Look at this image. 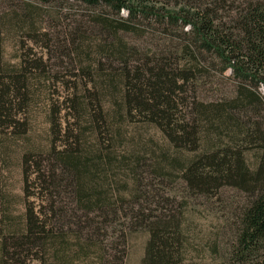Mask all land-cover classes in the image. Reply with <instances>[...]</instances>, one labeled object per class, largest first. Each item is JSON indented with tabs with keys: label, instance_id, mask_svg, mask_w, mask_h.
Segmentation results:
<instances>
[{
	"label": "rangeland",
	"instance_id": "374dc122",
	"mask_svg": "<svg viewBox=\"0 0 264 264\" xmlns=\"http://www.w3.org/2000/svg\"><path fill=\"white\" fill-rule=\"evenodd\" d=\"M146 3L160 16L177 8L173 0H146ZM103 10L104 7L67 1L45 4L42 0H0V19L4 25L8 24L3 42L5 69L22 70L27 58L38 60L42 65L41 70L28 73V88L21 98L23 108L16 107L13 111L23 124L14 126L7 119L0 121V206L9 207L20 224L25 221L30 206L37 213L43 205L47 209L55 206L58 235L61 240L65 239L67 247L65 252H60V258L65 256V264H103L104 248L110 254L108 264H146L151 239L149 221L155 216L159 221L156 218L154 221L171 226L174 234L178 232L177 242L172 247L175 264H240L236 246L248 205L247 194L227 186L205 195L183 178L185 167L208 149V144L213 146L228 140L222 130L204 124L206 120L198 113L197 103L209 105L233 98L237 86L231 71L222 75L219 66L208 65L207 69L196 73L187 92L181 95L180 117H187L189 122L199 118L201 148L196 151L177 145L149 118L137 111L129 113L122 92L110 86L106 74L123 71L121 65L117 63V69H113L108 63L103 66L107 70L104 72L95 65L97 55L87 53L89 50L84 46L95 41L104 43L103 38L95 40L93 37L97 32L91 34L93 36L84 34L96 24L93 16ZM26 14L34 16L36 27L24 32L13 28L20 16ZM122 17L128 19V12H123ZM155 21L143 22L138 32L121 33L122 41L135 55L134 62L138 60L136 69H146L143 65L148 59L169 65L182 61L178 54L180 34ZM89 37L92 40H88ZM49 46L51 51H48ZM94 46L97 50V44ZM83 68L87 71L82 72ZM78 69L76 77L74 72ZM67 85L74 87L77 98L88 100L91 112L100 122L92 126L89 115L80 118L74 111L68 116L64 103ZM261 93L264 96V92ZM86 100L83 102L87 103ZM102 113L107 122L103 121ZM54 128L57 132L62 129L64 135L70 133V128L82 134V152L97 162L98 184L106 190L113 208L109 218L98 215L106 229L96 242L88 244L87 240L79 239L78 228L73 230L67 223L68 213H72L69 210L85 216L86 220V206L65 192L58 194L54 201L44 203V194L34 181L37 178L35 162L41 160L44 166L53 164L52 142L58 141L59 150L65 144L61 137H56ZM27 160L33 164L29 169V192L35 195L30 199L25 181ZM247 161L253 168L254 152H248ZM139 214H142L141 219ZM50 256L51 264H59L53 253Z\"/></svg>",
	"mask_w": 264,
	"mask_h": 264
},
{
	"label": "trees",
	"instance_id": "16d2710c",
	"mask_svg": "<svg viewBox=\"0 0 264 264\" xmlns=\"http://www.w3.org/2000/svg\"><path fill=\"white\" fill-rule=\"evenodd\" d=\"M42 1L45 4L67 1L93 8L104 7L102 12L93 16L95 26L84 33L93 36L91 34L97 32L93 37L95 40L103 38L104 43L84 44L89 50L87 53L89 56L92 53L97 55L96 67L104 69L103 66L110 63L113 69H117L116 64L121 65L123 71L106 74L110 86L122 92L129 113L137 111L149 118L177 145L192 147L196 151L201 148L197 126L201 125L199 118L189 122L187 117H180L183 112L181 95L187 92L196 73L207 69L208 65L219 66L222 75L231 71V78L237 86L233 98L209 105L197 103L200 107L198 113L206 120L204 124L222 130L228 140H221V144L213 146L208 144L209 148L185 167L183 178L201 194L218 192L227 186L247 194L248 205L241 222L236 255L240 264H264V96L261 93L264 92V0H173L177 8L163 16L148 6L146 0ZM107 11L117 17L113 18ZM126 11L128 19L122 17ZM147 21L151 24L159 21L165 28L180 34L178 54L182 61L179 64L169 65L147 58V65H143L146 69H136L138 60L134 62L135 55L122 41L121 33L138 32L141 24ZM7 25L0 19V121L7 119L14 126H20L23 122L13 111L16 107L23 108L21 98L28 88V73L41 70L42 65L38 60L27 58L22 70L10 72L5 69L3 42ZM35 27L31 14L20 16L13 26L23 32ZM88 40H92L91 37ZM74 43L76 45V39ZM49 49L50 46L48 51H51ZM77 51L79 54L80 48ZM86 71L83 68L82 72ZM74 76H79V69ZM67 88L64 103L68 116H72L74 111L80 118L84 114L89 115L92 126L100 122L91 112L88 100L85 98V103L82 98H77L74 87L67 85ZM101 116L107 122L103 113ZM56 130L54 128L56 137H61L65 144L59 150L58 141L52 142L50 154L53 164L44 166L41 160L35 162L37 178L34 181L44 194V203L54 201L58 194L65 192L86 206V220L85 216L69 210L72 213H68L70 219L67 223L73 230L78 228L79 239L87 240L88 244L96 242L101 240L106 229L98 215L111 217L112 203L106 190L98 184L96 160L82 152V134L74 133L71 128L70 133L65 130V135L62 129ZM248 152L256 155L253 168L248 165ZM31 168L33 164L27 160L25 181L28 199L35 195L29 192ZM55 210V206L47 209L43 205L37 213L30 206L25 221L20 224L9 207L3 209L0 206V264H51L52 259L49 258L52 253L59 264H65V256L60 258V252H65L67 247L65 239L61 240L58 235L59 224L55 221L58 213ZM155 218L159 221L158 216L149 221L151 239L146 264H175L176 255L172 247L177 242L178 232L174 234L171 226L154 221ZM109 256L104 248L101 262L108 264Z\"/></svg>",
	"mask_w": 264,
	"mask_h": 264
}]
</instances>
